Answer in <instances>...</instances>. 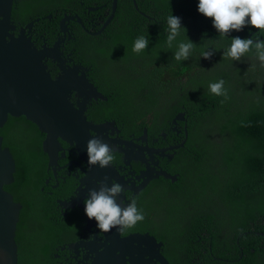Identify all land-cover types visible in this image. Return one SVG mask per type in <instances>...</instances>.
Instances as JSON below:
<instances>
[{
	"label": "trees",
	"instance_id": "obj_1",
	"mask_svg": "<svg viewBox=\"0 0 264 264\" xmlns=\"http://www.w3.org/2000/svg\"><path fill=\"white\" fill-rule=\"evenodd\" d=\"M92 1L112 10L113 0ZM135 1L137 8L134 0H119L115 19L101 37H77L71 45H78L75 60L83 61L78 64L89 69L92 83L108 97L101 109L128 128L125 131L131 127L137 133L143 128L160 132L179 111L188 118L189 138L176 148L179 165L172 174L177 179L157 182L164 190L147 212L159 227L147 219L146 227L139 225L138 230L160 235L170 264H194L210 244L209 261L226 260L233 248L238 260L241 247L239 261L264 264V67L254 53L239 61L223 59L231 37L252 38L257 33L261 38L264 33L247 25L220 37L212 18L198 11L199 0ZM170 14L181 17L187 28L178 39L189 37L197 44L186 61H176L175 46L167 47ZM140 35L150 43L137 54L132 48ZM49 38L56 39L53 34ZM206 45L218 49L211 59L201 56ZM49 65L57 73L56 65ZM221 78L229 94L223 104L224 97L208 89ZM2 135L4 146H10L17 159L15 182L6 190L23 205L17 232L19 264H57L58 235L69 230L60 222L54 201L41 190L49 162L43 147L46 133L26 117L11 116Z\"/></svg>",
	"mask_w": 264,
	"mask_h": 264
},
{
	"label": "water",
	"instance_id": "obj_2",
	"mask_svg": "<svg viewBox=\"0 0 264 264\" xmlns=\"http://www.w3.org/2000/svg\"><path fill=\"white\" fill-rule=\"evenodd\" d=\"M118 4L119 0H113L112 15L99 33H102L115 18ZM13 5L14 0H0V264H19L17 232L23 210L22 203L17 202L14 195L6 190V186L15 182L17 171L15 154L10 146H4L5 138L2 135V129L9 118L26 117L46 133L43 147L48 154L49 166L57 163L58 151L61 149L59 138L75 144L81 158L88 165L86 149L88 140L95 135L92 130L107 129L106 124L93 123L86 114L90 101L108 99L97 91L88 78L89 69L81 65L68 64L67 61L73 59L65 57L60 49L64 38L54 46L39 49L25 29H21L18 35L15 34L13 31L16 26L12 22ZM134 5L137 8L135 0ZM68 20L80 22L77 16H65L61 25L63 34L66 32ZM33 24L34 22H31L29 28H32ZM49 59L57 65L59 70L57 78L52 76ZM73 96L76 99V106L71 102ZM183 116L180 113L177 116L178 120ZM185 134L186 138L172 148L185 145L186 130ZM97 136L105 142L109 140L107 135ZM114 141L126 144V148L118 147L126 154L128 147L131 144L133 146L128 140L115 138ZM139 148L147 151L149 155L159 151L156 148ZM89 167L85 179L88 186L98 184V181L108 177L109 186L112 185V180H115L127 187V182L123 181L112 165L106 168L99 165ZM157 175H163L172 182L177 179V176L165 171H160ZM99 187L98 184L97 190ZM77 202L80 203L73 201L70 206H75ZM117 202H121L120 197ZM162 247L163 242H159L155 236L136 233L123 237L116 228L104 232V241L101 244L97 243L96 238L91 242L81 241L70 246L77 254L78 248H86L89 252L87 261L94 255L92 264H170L162 254Z\"/></svg>",
	"mask_w": 264,
	"mask_h": 264
},
{
	"label": "flooded vegetation",
	"instance_id": "obj_3",
	"mask_svg": "<svg viewBox=\"0 0 264 264\" xmlns=\"http://www.w3.org/2000/svg\"><path fill=\"white\" fill-rule=\"evenodd\" d=\"M14 3L12 22L16 26V29L13 32L18 35L21 29H25L39 49L45 46H54L60 39L64 38L60 49L65 57L73 59V61H67L71 66L75 63L84 64L83 61L75 60L78 45H71V42H75L77 37L79 40H86L85 35L96 38L101 37L115 19L112 20L102 33H99L112 15L113 6L110 11L106 8V4L99 5L97 2L93 3L92 0H73L72 2H66V0H14ZM86 3L90 5L86 6ZM103 9H106V11L103 13L99 12ZM65 16H77L80 22L68 20L66 22V32L63 34L61 25ZM31 22H34V24L32 28H29L28 25ZM51 34L56 38L53 40L54 42L49 40ZM50 62L53 61L49 59L48 64ZM58 74V68L57 73L56 71H52L54 78H57ZM98 77V81H101V76ZM72 101H75L74 96ZM86 111L90 121L96 124L107 125V129L103 128V131L92 130V132L94 134L107 135L109 137L107 143L115 146L117 149L116 160L112 166L119 176L123 178V181L127 182V187H124L125 192L119 196L121 206L124 207L131 202V199H136L138 207L142 208L145 213V219L142 222H138L134 228L128 230L123 237L136 233L150 234L155 236L159 242H163L159 234L140 231L138 230V226L142 225L146 227L144 222L150 219L151 224L159 227V221L155 217L148 218L147 212H151V208L155 205L152 202L164 190L157 185V182H160L161 178H166L163 175L157 174L160 171H165L170 175L177 176L176 174H172V171H175L179 165L176 158V148H172V146L181 143L186 138L185 130L187 131V140L189 138L186 113L179 111L172 122L167 123L166 128L160 132L153 128L151 130L143 128L142 132L137 133L131 127L125 131L128 128L118 124L117 120L111 117V113L104 112L98 101H92ZM180 113H183L184 116L178 120L177 116ZM175 120H177V123H175ZM182 134V141L178 142V136L180 137ZM115 138L118 140H128L130 143H133V146L131 144L128 147L127 154L124 150L118 149L119 146L126 148V144L114 141ZM59 141L61 149L58 151L57 163L53 166H49V163H47L44 186L41 187V190L46 193L49 200L54 201L56 204L59 220L69 230L59 233L58 236H61V238L55 247L56 253L54 257L57 264H92V256L94 255H91V259L87 261L86 257L89 252L86 248H78L77 254L70 246L81 241L91 242L96 238L98 244L104 241V232H100L98 229L95 218L89 219L85 213V199L88 196L89 190H97L99 183H93L91 187L88 186L85 179L90 167L81 158L75 144H70L62 138H59ZM139 147L156 148L159 151L149 155L147 151H143ZM142 154L144 155L143 157ZM146 180L147 182H145ZM73 201H80L81 204L77 202L75 206L71 207L70 203ZM90 224L91 226H89ZM90 236L91 239H89ZM164 246L165 243L163 242V255ZM239 250L240 257L238 260L234 259L237 252L233 248L231 252L225 254L226 260L215 258L209 261V257L212 256L209 253L213 251V245L210 244L208 250H204L203 248L204 254H199L194 260V264H244L245 262L239 261L243 258V248L240 247Z\"/></svg>",
	"mask_w": 264,
	"mask_h": 264
},
{
	"label": "clouds",
	"instance_id": "obj_4",
	"mask_svg": "<svg viewBox=\"0 0 264 264\" xmlns=\"http://www.w3.org/2000/svg\"><path fill=\"white\" fill-rule=\"evenodd\" d=\"M198 11L208 18H212L213 26L220 37H229L233 30L242 31L247 25H252L259 29L260 33H264V0H199ZM182 30L187 34V28L183 26L181 17L170 14L167 17V47L172 49L175 46L174 58L176 61L188 60L197 45L188 35L187 40L178 39ZM149 43L147 36L140 35L136 38L132 51L140 54L148 48ZM205 48L206 50L201 52V56L205 59H211L215 51L218 50L209 45H206ZM249 53H254L260 66L264 67V39H260L257 33L252 38L231 37L230 45L223 51V59L239 61ZM75 65L79 64L75 63ZM90 81L92 82L91 79ZM225 85L226 81L222 78L208 85L211 94L224 97L221 104L229 99L228 89ZM96 89L104 97H107L100 88L96 87ZM107 100L93 99L92 101H98L100 105L102 101ZM75 101L71 102L76 106ZM86 150L89 166L99 165L101 168H106L114 165L116 147L109 145L97 136V133L88 140ZM107 179L108 177H105L104 180L98 181L99 190H89L85 199V213L89 219L95 218L100 232L107 233L116 228L123 236L138 222L145 219V213L142 208L138 207L136 199H131L130 203L122 207L117 201L121 193L125 192L124 186L115 180L109 186Z\"/></svg>",
	"mask_w": 264,
	"mask_h": 264
},
{
	"label": "rangeland",
	"instance_id": "obj_5",
	"mask_svg": "<svg viewBox=\"0 0 264 264\" xmlns=\"http://www.w3.org/2000/svg\"><path fill=\"white\" fill-rule=\"evenodd\" d=\"M250 68H251V67H249V69H250ZM148 208H149V207H148ZM148 208H147V209H148ZM154 210H155V209H154ZM157 210H158V209H157ZM157 210H155V211L157 212L158 217H159V218H163V217H164V214L161 213V212H159L160 210H159V211H157Z\"/></svg>",
	"mask_w": 264,
	"mask_h": 264
}]
</instances>
